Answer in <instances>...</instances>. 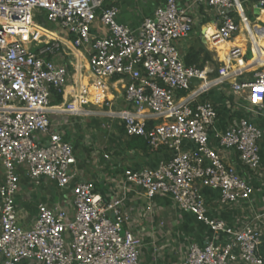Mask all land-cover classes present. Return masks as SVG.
Segmentation results:
<instances>
[{
    "label": "built area",
    "instance_id": "1",
    "mask_svg": "<svg viewBox=\"0 0 264 264\" xmlns=\"http://www.w3.org/2000/svg\"><path fill=\"white\" fill-rule=\"evenodd\" d=\"M106 1L0 0V264H141L142 240L123 231V198L104 200L91 182L76 181L73 146L52 128L51 116L90 114L86 103L75 107L82 102L76 90L69 102L51 105L52 93L69 87L67 67L53 60L66 43L84 52L91 76L113 80L133 108L107 115L128 137L168 154L153 169L123 170L125 182L148 199L170 198L212 234L204 244L190 243L184 264H264V207L236 228L210 216L202 194L215 191L220 207L254 200L252 178L225 161L230 151L255 179H264L262 129L254 118L221 128L215 105L200 101L226 81L229 66L246 62L245 52L229 49L225 66L210 80L207 70L187 66L181 51L195 25L192 10L201 5L214 9L220 41H231L240 31L230 16L239 14L235 0H190L185 7L164 0L136 30L119 23L118 8ZM250 1L264 13V0H238L242 11V2ZM46 22L65 37H49ZM254 33L264 39V27ZM246 71L252 79L232 84V92L245 94L250 107L242 109L264 119V65L234 77ZM204 81L216 83L206 88ZM42 181L59 189L73 184L71 208L39 202L29 218L19 195Z\"/></svg>",
    "mask_w": 264,
    "mask_h": 264
},
{
    "label": "crops",
    "instance_id": "2",
    "mask_svg": "<svg viewBox=\"0 0 264 264\" xmlns=\"http://www.w3.org/2000/svg\"><path fill=\"white\" fill-rule=\"evenodd\" d=\"M189 1L177 0L178 4L183 7ZM163 2L164 0H107L105 4L118 8L119 23L136 30L142 20L151 16L153 11ZM235 2L239 10V14L236 15L239 19H242V22L239 21L240 31L231 41L228 43L220 41L215 34L217 23L214 9L201 5L198 9L192 10L195 18V25L189 37L192 41L188 42L187 46L181 44V51L187 66L207 70V72H210L208 79L211 80L217 76V72L214 71L211 65L214 59L208 53L215 54V59H221L220 63L225 64L230 45L231 48L240 47L239 43L236 44V40L239 37L245 38L247 42L242 43L240 48L242 52H245L244 59L247 57V52H249L250 58L246 60V63L242 62L238 66H229V74L221 79L226 81L221 85L211 87L206 94L200 97V100L209 95L208 99L216 107L218 125L221 128L231 126L240 118H254L262 129V138L258 144L262 165L264 166V119L255 118L250 112L244 111L242 108L250 107L249 103L245 101V94L237 96L231 89L232 84L248 81L253 77L251 71H246L239 77H234L235 74L252 69L256 64L264 65V41L261 34L254 33L258 27H264V20L261 16L256 15L254 24H250L244 9L241 10L238 0H235ZM251 10L255 14L254 6ZM261 14L264 13L261 12ZM45 24L49 37L56 39L65 37L56 25L47 22ZM56 32H59L60 35H56ZM205 34L207 40L203 37ZM203 40L205 44H203ZM63 48L64 50H59L57 56L53 58L56 64H64L69 72V87L61 95L62 101L60 104L69 102L75 90L82 101L83 94L85 95L86 83L89 80L101 84L108 96L104 100H107L109 104L107 106L102 105V103L96 105L92 104L93 102L86 103L85 110L95 107L99 110V114H93L90 111V114L85 116L60 115L50 117L53 130L60 133L73 146L76 159V181L91 182L96 193L101 195L104 200L123 198V211L126 217L123 231L131 232L142 240L141 264H184L186 251L190 243L204 244L207 239L212 237L208 228L197 222L192 215L182 213L168 197L146 198L136 188L127 184L123 176V170L125 169L155 168L168 157L167 152L149 149L146 141L142 138L146 143L147 150L127 149L126 145L129 139L133 137L126 135L120 121L109 117L107 114L111 111H132V106L125 103L119 86L113 85V80L107 83L105 80L95 79L90 75L87 59L82 50L73 49L68 43ZM227 49L228 51H226ZM197 52H199L196 57L197 61L191 65L188 64L189 54ZM206 54L209 56L207 60L205 58ZM81 61L86 63V68H80ZM78 82L80 83L77 87ZM211 83L204 81L202 87L208 88ZM88 86L94 85L89 83ZM219 87L220 89H218ZM54 95L55 93L51 95V105L56 106L59 104H54ZM81 104L82 102L76 103L75 107L78 108ZM103 109L104 111H101ZM78 113L84 114L79 110ZM151 124L149 123V125ZM104 156H107V159ZM224 156L227 164L234 167L241 174L252 178L257 190L254 200L250 204L240 203L230 207H220L217 201L218 194L215 191L205 188L202 190V194L207 202L210 216L224 220L229 225L237 228L255 210L264 207V179H260L261 181L258 178L255 179L256 177L254 178V175L250 174L240 164L237 154L230 151L225 153ZM49 184L51 183L42 181L37 189H34L35 191L28 189V191H23L19 195V199L26 198L27 209L32 207L33 214L31 215L35 216V206L39 202L50 206L57 205L71 208V198L67 199L66 194L71 195L73 184L64 190H55L49 187ZM23 212L25 211L23 210Z\"/></svg>",
    "mask_w": 264,
    "mask_h": 264
},
{
    "label": "rangeland",
    "instance_id": "3",
    "mask_svg": "<svg viewBox=\"0 0 264 264\" xmlns=\"http://www.w3.org/2000/svg\"><path fill=\"white\" fill-rule=\"evenodd\" d=\"M254 4H253V2L252 1H250V2H242V7H243V9H244V12H245V15H246V17L248 18V21H249V23L250 24H254V22H255V18H256V14H254L253 12H252V6H253ZM43 17H44V21H46V18H45V14L43 13V15H42ZM230 16L233 18V21L236 23V24H238L239 23V21H240V19H239V17L234 13V12H231L230 13ZM217 17H216V15H215V19H216ZM35 22L37 23V24H39V25H41L42 24V21H41V18L40 17H37V18H35ZM259 24H260V22H258ZM236 35V33H234L233 34V36H235ZM190 41H192L191 39H188V40H185V41H182V44L184 45V46H187V44H188V42H190ZM207 52V51H206ZM208 53V52H207ZM209 54V56L212 58V59H214V61H213V64H211L212 65V68L214 69V71L215 72H217L220 68H222V67H224L225 66V64H222V63H220V61H221V59H215V54H210V53H208ZM250 58V54H249V52H247V57H246V59H244V61H246L247 59H249ZM246 63V62H245ZM81 66H80V68H86V63L84 62V61H81V64H80ZM233 66H236V63H233ZM91 78V77H90ZM89 78V79H90ZM79 83L80 82H78L77 83V87H78V85H79ZM89 83H91V85L93 84L94 86H91V87H89L88 86V84ZM218 89H220V87L218 88ZM215 90H217V89H215ZM213 92H215V91H213ZM86 93H88V94H86ZM106 94L105 93V91H104V89H103V87L101 86V84L100 83H97V82H94L93 80H89V81H87V83H86V90H85V95L83 94V99H82V103H90V102H93L92 104H94V105H96V104H100L101 102L99 101V96L101 95V94ZM184 94H181V96H183ZM206 97H207V99H206ZM206 97H203L200 101L202 102V101H204V100H208V101H210V102H212L210 99H208V97H209V95L208 96H206ZM105 109V108H104ZM104 109L103 110H101V111H104ZM89 111H91V113H93V114H99V110L98 109H96L95 107H93V108H90V109H88ZM126 136V135H125ZM50 186L49 187H52V188H54L55 190H64V189H59L58 187H57V185L55 184V183H51V184H49ZM35 189H37V188H35ZM25 191H28V187L27 188H25ZM32 191H35L34 189H32ZM31 191V192H32ZM33 193V192H32ZM23 196V195H22ZM24 198V197H23ZM23 198H21V199H19V201H18V205L20 206V208H22L27 214H28V217L29 218H31L33 215H31V214H33V209H32V207L31 208H29V209H27V207H28V203H27V201H25V199L26 198H24V200H23ZM66 198L68 199V198H71L72 199V193H71V195H69V194H66ZM36 202V201H35ZM37 203V202H36ZM32 204L30 203V206H31ZM123 234V233H122Z\"/></svg>",
    "mask_w": 264,
    "mask_h": 264
},
{
    "label": "trees",
    "instance_id": "4",
    "mask_svg": "<svg viewBox=\"0 0 264 264\" xmlns=\"http://www.w3.org/2000/svg\"><path fill=\"white\" fill-rule=\"evenodd\" d=\"M201 52V51H200ZM198 53H191L189 54V57H188V64H193L195 63L197 60H196V57L198 56ZM205 58L206 60L209 59V56L208 54L205 55ZM55 99H54V104H60L62 99H61V95H58L55 93ZM107 94H101L99 96V101L102 102L103 99L107 98ZM127 149H131V150H140V151H145L147 150V146H146V143L139 137H133V138H130L129 139V142L127 143L126 145ZM261 251L264 252V237H263V243H262V246H261Z\"/></svg>",
    "mask_w": 264,
    "mask_h": 264
},
{
    "label": "water",
    "instance_id": "5",
    "mask_svg": "<svg viewBox=\"0 0 264 264\" xmlns=\"http://www.w3.org/2000/svg\"><path fill=\"white\" fill-rule=\"evenodd\" d=\"M255 14L261 16L264 19V15L261 14V11H260L259 7L255 8ZM203 44H205L204 40H203ZM190 82H191L192 86H197L199 84V81L197 79H195V78H192L190 80Z\"/></svg>",
    "mask_w": 264,
    "mask_h": 264
},
{
    "label": "bare ground",
    "instance_id": "6",
    "mask_svg": "<svg viewBox=\"0 0 264 264\" xmlns=\"http://www.w3.org/2000/svg\"><path fill=\"white\" fill-rule=\"evenodd\" d=\"M235 3H236V2H235ZM263 15H264V14H263ZM263 20H264V19H263ZM244 40H245V38H243V37H239V38L236 40V41H237L236 44L239 43V45H240V47H241V44H242V43L247 42L246 40H245V41H244ZM262 40L264 41V39H262ZM236 47H237V46H236ZM230 48H231V45H230L229 49H230ZM226 51H228V49H227ZM212 83H213V82H212ZM212 83H211L210 86L214 85V84H212ZM210 86H209V87H210Z\"/></svg>",
    "mask_w": 264,
    "mask_h": 264
}]
</instances>
